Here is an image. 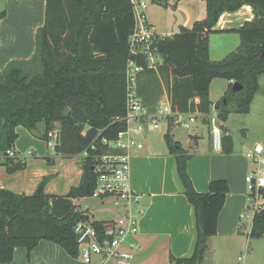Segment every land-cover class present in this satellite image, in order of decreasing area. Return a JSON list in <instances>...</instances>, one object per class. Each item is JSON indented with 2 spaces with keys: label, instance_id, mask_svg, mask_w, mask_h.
Wrapping results in <instances>:
<instances>
[{
  "label": "trees",
  "instance_id": "trees-1",
  "mask_svg": "<svg viewBox=\"0 0 264 264\" xmlns=\"http://www.w3.org/2000/svg\"><path fill=\"white\" fill-rule=\"evenodd\" d=\"M204 1L205 19L157 39L162 63L157 70L145 66L138 73L137 92L143 104L154 110L164 96L163 79L173 110L210 112L214 104L210 99L213 79L233 80L243 88L234 91L231 84L215 103L225 123L233 105L237 112L249 113L260 89L259 79L264 74V0ZM243 5H250L255 17L238 29L228 30L239 35V46L223 59L212 60L209 34L224 12ZM5 16L6 11H1L0 20ZM134 24L131 0H47L45 23L37 30L32 58L11 60L0 70V157L14 149L19 126L45 141L55 131L57 154L75 156L89 151L80 161V183L65 195L46 192L48 177L32 195L0 189L1 264L11 263L18 247L30 251L41 240L78 256L74 227L78 222L90 221V217L73 199L92 196L97 180L93 156L106 152L103 139H114L125 127L119 119L126 113L125 71ZM165 141L193 207L196 233L193 253L171 256V260L202 264L207 241L217 234L229 183L226 179L211 180L207 192L197 191L187 171L190 155L169 132ZM93 142L95 150L89 148ZM92 222L100 225L99 221ZM263 236L264 211L254 214L248 233L252 238Z\"/></svg>",
  "mask_w": 264,
  "mask_h": 264
},
{
  "label": "crops",
  "instance_id": "crops-1",
  "mask_svg": "<svg viewBox=\"0 0 264 264\" xmlns=\"http://www.w3.org/2000/svg\"><path fill=\"white\" fill-rule=\"evenodd\" d=\"M145 1L149 4L152 16V13L161 10L169 11L168 15L172 13V18H167L166 21L155 17L148 20L159 34L160 29L170 28L169 32L163 31L166 36L178 32L181 26L191 28L194 22L205 19L207 15L204 0ZM46 3L47 0H5L6 16L0 20V70L11 60L32 58L36 49L37 30L45 23ZM254 17L250 5H243L236 11L224 12L213 28L214 32L209 34L210 58L221 60L236 50L239 44L230 47L227 37L237 33L228 30L238 29L246 22L252 21ZM177 29L179 30L175 31ZM213 36L224 38L218 47L213 46ZM157 75L160 76V70L157 71ZM161 81L164 96L160 101L158 100L159 105L169 102L165 83L163 79ZM259 83H261L260 79ZM231 84L234 85L233 80L213 79L210 87L211 101L215 103L222 98ZM198 122L205 123L206 127L194 126L186 137L181 133H172L182 127H172L167 122H163L159 129L147 130L142 138L144 148L134 150L132 153V187L142 195L137 208L141 207L145 211L140 219L139 233L136 237L141 249L136 252L132 264H177L171 260V256L187 257L194 250L196 236L194 210L184 194L177 174L175 157L168 150L165 141L167 132L179 141L190 155L187 171L197 191L207 192L211 180L226 179L229 183L230 190L219 215L217 234L209 237L202 264H216V255L212 248L218 237L230 233L241 235L240 215L246 206L245 178L250 168L246 151L250 145L240 133H234L235 130L229 124L228 117L224 126L229 135L223 139V149L215 150L212 145V124L207 121ZM161 129L164 131L159 132ZM17 132L19 137L15 142L14 151L18 156H24L26 159L22 162L19 157H0V189L6 188L16 193L32 195L40 182L48 177L46 192L65 195L72 186L80 183L82 159L80 161L73 159L80 158L81 155L57 154L47 146L45 140L35 137L23 126L17 127ZM29 151H32V154H29ZM20 161L23 167L20 166ZM73 202L80 210L88 211L90 221L115 218L112 216L97 220L89 208H82V205L76 202V198ZM116 212L119 215L117 210ZM9 264L86 263L79 253L74 257L58 244L41 240L30 251L18 247L13 261Z\"/></svg>",
  "mask_w": 264,
  "mask_h": 264
},
{
  "label": "built area",
  "instance_id": "built-area-1",
  "mask_svg": "<svg viewBox=\"0 0 264 264\" xmlns=\"http://www.w3.org/2000/svg\"><path fill=\"white\" fill-rule=\"evenodd\" d=\"M135 24L129 36L130 56L126 64V113L120 118L125 127L112 139H103L106 152L93 156L94 170L97 172L96 187L92 197L110 204L119 215L115 218L99 221L96 226L92 221L78 222L74 231L77 236L78 253L86 264H132L136 252L141 249L137 240L139 222L144 214L143 208H137L142 195L136 192L131 182V158L134 150L144 148L143 136L147 130H157L163 122L170 126L190 128L198 121L212 124V145L215 150L223 149V139L229 135L221 125L218 111L213 113L188 111L177 112L169 102L149 110L142 102L137 92V76L139 72L148 69L157 70L162 63V57L155 44L160 34L149 23L145 0H131ZM47 146L55 151L58 134L49 133ZM91 150L96 146L91 143ZM88 149L81 156H88ZM32 154V151L28 152ZM7 156L19 157L25 162L26 157L18 156L14 149L7 150ZM253 167L246 175V189L249 205L247 207L257 212L264 211V151L249 148L246 152ZM240 217L247 219L243 212ZM243 259L242 256L239 257Z\"/></svg>",
  "mask_w": 264,
  "mask_h": 264
},
{
  "label": "rangeland",
  "instance_id": "rangeland-1",
  "mask_svg": "<svg viewBox=\"0 0 264 264\" xmlns=\"http://www.w3.org/2000/svg\"><path fill=\"white\" fill-rule=\"evenodd\" d=\"M4 10L7 12L5 0H0V12ZM146 14L148 20L151 19V17H155L162 21H166V19L170 17L172 18V13L168 15L169 11L167 10H161L156 13L154 12L152 13V16L148 3ZM178 30L179 29L175 31ZM160 31L162 36H166L164 32H169L171 30L170 28H164L163 30L160 29ZM223 39V37L213 36V46L216 45V47H218ZM227 40H229L230 47H236L235 45L240 43L238 34L228 36ZM231 44H233V46H231ZM40 65L41 63H39V70L42 71ZM260 80V89L251 103L250 112L246 114L239 113L234 110L233 105V110L229 115V124L235 130L234 133H240L251 148L258 151H264V74L261 75ZM215 103L212 104L210 108L212 113L216 110ZM194 126L204 128L206 127V124L201 122L194 123L188 129L181 128L172 133H181V135L186 137L187 133L191 131ZM163 131L164 129H161L159 132ZM81 159L82 157L80 156V158H74L73 160L80 161ZM247 163L250 167L247 171L249 173L254 165L251 161ZM76 202L81 204L82 208H89L90 211L95 214V219L97 220L118 216V213L110 204L107 203L106 205H102V200L92 196L76 198ZM247 205H249V201L246 196V206L243 212L248 218L242 219L240 222L239 230L241 231V235L230 233L222 235L214 241L212 249L215 251L216 264H264V236L255 238L250 237L249 239L247 237V233L250 231L253 222V211L249 209ZM240 256L243 257L242 261L239 260Z\"/></svg>",
  "mask_w": 264,
  "mask_h": 264
},
{
  "label": "water",
  "instance_id": "water-1",
  "mask_svg": "<svg viewBox=\"0 0 264 264\" xmlns=\"http://www.w3.org/2000/svg\"><path fill=\"white\" fill-rule=\"evenodd\" d=\"M242 88H243V86L240 83H238V82H235L234 85H233V90L234 91H239Z\"/></svg>",
  "mask_w": 264,
  "mask_h": 264
}]
</instances>
